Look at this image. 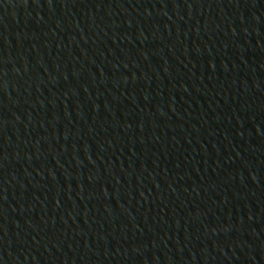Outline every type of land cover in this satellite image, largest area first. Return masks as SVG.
<instances>
[{
	"label": "water",
	"instance_id": "obj_1",
	"mask_svg": "<svg viewBox=\"0 0 264 264\" xmlns=\"http://www.w3.org/2000/svg\"><path fill=\"white\" fill-rule=\"evenodd\" d=\"M0 264H264V0H0Z\"/></svg>",
	"mask_w": 264,
	"mask_h": 264
}]
</instances>
